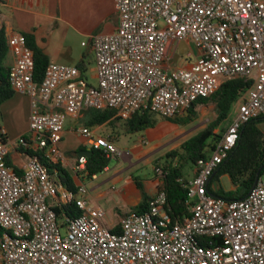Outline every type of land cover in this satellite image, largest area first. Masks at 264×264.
Segmentation results:
<instances>
[{"label": "built area", "instance_id": "built-area-1", "mask_svg": "<svg viewBox=\"0 0 264 264\" xmlns=\"http://www.w3.org/2000/svg\"><path fill=\"white\" fill-rule=\"evenodd\" d=\"M115 8L116 30L82 43L93 55L95 87L75 66L58 63H50L36 85L25 38L14 34L6 41L14 57L8 82L29 97L30 115L29 135L16 143L27 159L20 170L7 165L8 146L0 144V264H264V177L241 200L213 196L209 187L240 129L264 117V0H115ZM172 43L176 54L180 44L186 52L193 45L195 61L177 67L181 55L174 64ZM232 79L248 86L216 147L184 185L189 216L181 222L168 214L159 168L146 213L126 215L115 233L103 224L104 210L85 198L84 185L67 189L57 172L27 153L42 151L50 163L61 164L66 116L112 109L122 121L141 111L173 118ZM79 134L90 150L110 159L125 155L94 130ZM86 162L77 159L81 178L87 177ZM66 205L80 215L58 217L54 208Z\"/></svg>", "mask_w": 264, "mask_h": 264}, {"label": "crops", "instance_id": "crops-1", "mask_svg": "<svg viewBox=\"0 0 264 264\" xmlns=\"http://www.w3.org/2000/svg\"><path fill=\"white\" fill-rule=\"evenodd\" d=\"M117 25L115 0H0V30L4 33L5 41L14 34H32L37 47L48 57L49 63L76 67L83 55L75 51L71 39L74 36H79L87 38L89 42L94 35L114 32ZM175 47L174 43L170 44L169 55L176 54L174 52ZM13 62L14 57L8 48L2 66L9 69ZM4 107L10 111L11 115L19 113L23 118L22 123L19 121L16 122V125L13 123L15 127L12 131L6 129V127L1 129L7 139L9 149L7 158L11 161L12 166L20 170L27 159L26 153L22 149L17 148L16 143L20 137L28 136L30 99L26 95L14 93L10 99L0 105L2 110ZM106 125L109 124L84 125L83 127H95V134L97 135L100 131L97 136L103 137L108 141L109 139L118 138L114 136V131H105L104 127ZM143 132L150 134L149 136L145 134V137H139L138 144L131 147L132 155L125 154L120 160L121 165L127 164L126 168H122L121 165L116 167L113 169L111 176L106 178L101 184L95 185L89 191L88 187L83 183L84 178L78 176L74 169L79 158V151H90V149L86 142L71 147L72 142L69 141V136L74 133L79 137L81 135L78 130L65 129L64 127L63 138L59 144V151L63 158L61 165L68 171L76 187L81 185L86 187L85 198L87 201L92 206L104 210L103 224L110 229H114L120 220L130 212V209L137 206L141 200V193L134 181L137 176L128 174V170L136 166V163H132L130 160L132 158L137 162H141L146 158L150 160L163 148V145L157 142L147 149L142 148L147 145V138L154 140L155 137L157 139L161 137V133L156 131L155 127L146 129ZM155 132H158V134L154 135ZM10 135L14 136L15 139L13 141H9L8 137ZM143 139L145 144L141 143ZM115 144H117V141ZM162 155L165 156V153ZM104 171L110 172L108 167ZM108 183L111 184L108 187L109 192L99 191L97 194L92 195V192ZM142 184L145 192L150 197L154 196L159 184L157 175L156 177L153 176L152 179L142 180ZM209 187L210 190H218L217 184L212 179ZM107 199H111L112 205L106 206L108 204Z\"/></svg>", "mask_w": 264, "mask_h": 264}, {"label": "trees", "instance_id": "trees-1", "mask_svg": "<svg viewBox=\"0 0 264 264\" xmlns=\"http://www.w3.org/2000/svg\"><path fill=\"white\" fill-rule=\"evenodd\" d=\"M22 36L25 38L26 45L33 53V81L36 85H40L44 78L46 68L50 64L49 59L42 50L37 47L32 34H23ZM7 50L4 33L0 30V105L10 99L15 93L10 88L8 82L9 69L2 66ZM88 64L87 55H83L77 63L76 68L84 74L88 70ZM247 86L248 83L244 82L242 79L228 80L222 83L218 90L209 98H202L195 101L190 108L186 110L184 118L179 119L177 118L178 116L165 118L168 122L173 124L186 125L193 121L196 115L194 112L196 106L206 105L208 103H213L215 105V119L202 131L182 143L179 149L172 150L164 156L165 164L161 168L163 172L161 189L166 193L167 208L169 210L168 214L173 221L181 222L185 217L189 216V212L184 203L186 198V189L184 185L187 181L186 178H189L186 169H191L192 177L195 176V169L199 161L208 158L211 151L216 147L221 137V132L224 130V128L221 127L222 124L228 121L232 106L236 103ZM96 111L97 114L88 122L90 126L102 125L104 123L113 125L112 122L114 120H120L116 117V112L112 109ZM154 115L157 114L150 111L135 113L130 119L123 121L125 122L126 133L134 134L149 128H154L157 121ZM262 120H264V117L257 118L240 129L236 146L233 148L228 158L218 166L212 177V180H216L221 176H227L232 185L237 188L235 193L220 194L221 190L218 188L216 192L210 190L212 194L226 200H241L250 192L258 177L264 174V135L258 128V124ZM218 128H221V131L215 133ZM110 140L116 142L117 138L109 139V141ZM0 144L7 145V139L2 133L1 128ZM82 151L83 150H80L79 152ZM90 152L91 155L86 157L85 173L87 177L91 178L94 175L104 172L108 167L110 158L98 150H90ZM27 153L31 156H37L51 174L57 172L58 181L67 189L76 191L77 187L73 179L60 163H50L46 160L42 151H29ZM6 162L8 166L18 171L16 167L12 166L8 158H6ZM181 179L182 181L179 182ZM134 181L137 189L141 193V200L137 206L130 209L127 215H143L148 210L152 197L145 192L141 179L135 177ZM54 210L58 217L64 214L66 218L74 219L80 215V211L74 205L55 207ZM112 231L115 233L119 232V225Z\"/></svg>", "mask_w": 264, "mask_h": 264}, {"label": "rangeland", "instance_id": "rangeland-1", "mask_svg": "<svg viewBox=\"0 0 264 264\" xmlns=\"http://www.w3.org/2000/svg\"><path fill=\"white\" fill-rule=\"evenodd\" d=\"M71 41H72V45L75 51L78 54L87 55V59L89 62L88 70L83 74V77L90 86L95 87L97 82L94 79V68L95 67H94L93 55L90 52L89 46L87 47L81 46L82 42H84L85 44L88 43L87 38L74 36V38L71 39ZM196 54H197L196 49L194 48L193 45H190V48L188 49V51L185 54L181 55L180 60L177 64V67H183L187 64L193 63L195 61ZM234 110H235V105L232 106L228 121L222 124L221 126L222 128L225 129L228 126L231 118L234 115ZM194 112L196 115L193 121L186 125L173 124L171 122H168L165 118L159 115H154L157 120L154 127L156 128V131L161 133L160 134L161 137L159 139L155 137L154 140L147 138L148 139L146 140L147 145L143 146L142 148L147 149L156 142L162 144L163 148L160 150V152L155 157L151 158L150 160L149 158H146L142 160L141 162H137L135 159L132 158L130 162L132 163L135 162L136 166L134 168H130L128 170V174L135 175L141 180L152 179L153 176L156 177V172H155L156 168L161 169L165 164L164 155L162 154L163 153L166 154L172 150L179 149L182 143H184L185 141H187L188 139H190L191 137H193L194 135L202 131L204 128H206V126L210 122H212L216 116L215 105L213 103H208L206 105H198L195 107ZM96 114H97V111L94 109H91V110L83 111L80 117L77 119L67 116L65 117L64 127L65 129L72 128L76 131L77 130L79 131L82 128H89L91 130H94L95 127H89V126L83 127V126L88 125L89 120ZM185 114H186V111L177 115L178 116L177 118L179 119L184 118ZM18 121L20 123H22L23 121V118L22 116H20L19 113H15L14 115H11L10 111L6 109V107H4L3 110L0 108V128L1 129L3 128L5 129L6 127V129H9L12 131L16 125V122ZM112 123L113 125H106L104 129L105 131H114V136L118 137L117 144L113 142L115 147H117L120 151L124 152L127 155H132L131 147L133 145L138 144L139 137L141 136L145 137V134L149 136L150 134V133L147 134L146 132L140 131L138 133L132 134L133 135L132 136L131 134L126 133L125 122L120 121V120L119 121L114 120ZM258 128L264 135V120H262L258 124ZM149 129H152V128H149ZM220 131H221V128H218L215 131V133H219ZM158 132H155L154 135H157ZM175 132H180V133L175 134ZM99 133H97V135H99ZM8 138H9V141H13L15 139L13 135H10ZM69 138H70L69 141L72 142L71 147H75L79 145L80 143L85 142L84 137L82 136L79 137L75 133L72 136H69ZM120 160L121 159H118V158L116 159L111 158L108 164V168L110 172L104 171L103 173L98 174L97 175L98 178L96 180H93L90 177H85L83 180V183L84 185L88 187V190L90 191L91 188H93L95 185L101 184L106 178L111 176L113 169L121 165ZM126 166L127 164L121 165L122 168H126ZM191 171H192L191 169H188V168L186 169V172L188 174L187 176H189V178H186L187 180L191 179L192 177ZM261 177L263 178L264 176L262 175ZM214 182L217 184L218 188L221 190L220 194H227V193L234 194L237 189L235 186L232 185L231 181L229 180L227 176H221L217 178L216 180H214ZM110 186H111L110 183L105 184L100 189L92 192V195L97 194V192L99 191L109 192L108 187ZM212 191L216 192L214 189H212ZM107 202L108 204L106 206L112 205L111 199H107ZM102 203H105V202H102ZM62 233L64 234V231H62Z\"/></svg>", "mask_w": 264, "mask_h": 264}, {"label": "water", "instance_id": "water-1", "mask_svg": "<svg viewBox=\"0 0 264 264\" xmlns=\"http://www.w3.org/2000/svg\"><path fill=\"white\" fill-rule=\"evenodd\" d=\"M186 45L184 44V43H182V44H180V46H179V54L177 53V54H175L174 56H173V62H174V64H176L177 63V60H178V58L180 57V55H183V54H185V52H186ZM91 155V152L90 151H82V152H79V154H78V156L79 157H81V156H84V157H89ZM259 178V177H258ZM213 196H216V195H214V194H212Z\"/></svg>", "mask_w": 264, "mask_h": 264}]
</instances>
